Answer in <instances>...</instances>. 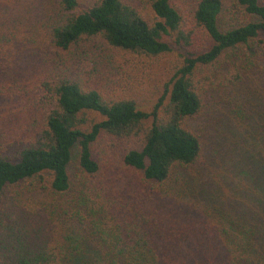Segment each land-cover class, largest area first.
I'll use <instances>...</instances> for the list:
<instances>
[{
  "label": "trees",
  "instance_id": "1",
  "mask_svg": "<svg viewBox=\"0 0 264 264\" xmlns=\"http://www.w3.org/2000/svg\"><path fill=\"white\" fill-rule=\"evenodd\" d=\"M165 57L150 97L108 85ZM253 65L264 72V0H0V264H264L261 202L192 205L177 224L161 192L200 193L187 121L216 70L237 83ZM39 184L53 200L35 208L24 188Z\"/></svg>",
  "mask_w": 264,
  "mask_h": 264
},
{
  "label": "rangeland",
  "instance_id": "2",
  "mask_svg": "<svg viewBox=\"0 0 264 264\" xmlns=\"http://www.w3.org/2000/svg\"><path fill=\"white\" fill-rule=\"evenodd\" d=\"M34 1L24 0L28 5L34 4ZM228 24L230 25L231 21H228ZM168 60L165 57L137 66L128 64L122 68V80L118 79V84L111 83L115 77L110 75L107 77L110 81L108 85L114 86L113 90L117 88L120 94L123 90L120 86H123L137 92L139 96L144 94L150 97L146 89L149 83H153L152 68L165 79L164 74L171 68ZM93 65V62H85L83 70H89ZM103 65L107 66L105 63ZM231 70H216L215 81L207 83V87L203 89L206 90L203 95V111L187 121V127L199 136L203 147L201 158L194 166L195 174L187 173L201 179L200 193L191 194L195 197H180L172 189L176 187L174 182L161 189L165 201L170 203L167 209L173 210L169 219L177 224L180 221L185 222L187 217L191 219V215L184 213V208H190L192 205L204 212L203 209L211 210L213 205L254 198L261 202L259 206L264 207V119L260 116L264 109V72L255 65L240 69L242 79L236 83L239 77L236 71L228 80ZM134 78H139L144 83H137ZM143 87L145 89L141 91ZM125 150V142L119 140L114 141V148L108 149V158L113 163L110 176L120 179L114 182L119 189L133 179L130 170H124L117 159L118 155L122 158ZM69 171L72 176L79 173L76 162L71 165ZM194 187V184L190 186L192 189ZM24 190L27 195L25 203L35 208L53 200L46 184H39L34 192H29L26 188ZM167 190L174 196L167 194Z\"/></svg>",
  "mask_w": 264,
  "mask_h": 264
}]
</instances>
